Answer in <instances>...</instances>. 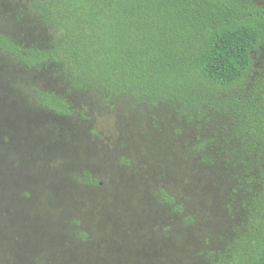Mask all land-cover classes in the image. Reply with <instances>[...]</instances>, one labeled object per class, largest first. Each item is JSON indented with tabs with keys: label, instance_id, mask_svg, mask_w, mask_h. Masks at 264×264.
I'll return each mask as SVG.
<instances>
[{
	"label": "rangeland",
	"instance_id": "1",
	"mask_svg": "<svg viewBox=\"0 0 264 264\" xmlns=\"http://www.w3.org/2000/svg\"><path fill=\"white\" fill-rule=\"evenodd\" d=\"M0 33L24 48L50 38L29 0H0ZM263 78L261 48L241 93ZM34 88L76 116L44 110ZM202 125L171 106L70 92L54 67L27 70L0 52V264H212L256 187L234 156V119Z\"/></svg>",
	"mask_w": 264,
	"mask_h": 264
},
{
	"label": "trees",
	"instance_id": "2",
	"mask_svg": "<svg viewBox=\"0 0 264 264\" xmlns=\"http://www.w3.org/2000/svg\"><path fill=\"white\" fill-rule=\"evenodd\" d=\"M49 32L43 48L0 33V52L27 70L54 67L70 92L171 106L202 127L214 114L234 119L236 161L256 190L244 224L212 264H264V78L241 93L264 48V9L249 0H29ZM44 110L75 117L62 96L34 88ZM81 182L98 186L82 175ZM167 205L174 198L165 191ZM81 238L86 236L81 233Z\"/></svg>",
	"mask_w": 264,
	"mask_h": 264
}]
</instances>
